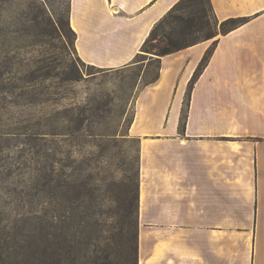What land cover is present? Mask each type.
Returning <instances> with one entry per match:
<instances>
[{
  "label": "crops",
  "instance_id": "crops-1",
  "mask_svg": "<svg viewBox=\"0 0 264 264\" xmlns=\"http://www.w3.org/2000/svg\"><path fill=\"white\" fill-rule=\"evenodd\" d=\"M179 0H69L68 24L85 64L134 61ZM219 21L246 22L160 58L136 101L140 140L138 264H264V0H210ZM183 117V118H182Z\"/></svg>",
  "mask_w": 264,
  "mask_h": 264
},
{
  "label": "rangeland",
  "instance_id": "rangeland-1",
  "mask_svg": "<svg viewBox=\"0 0 264 264\" xmlns=\"http://www.w3.org/2000/svg\"><path fill=\"white\" fill-rule=\"evenodd\" d=\"M68 11L69 0H0V258L32 257L33 237L59 226L64 264H136L132 230L119 233L137 216L128 197L141 145L130 128L160 57L87 65Z\"/></svg>",
  "mask_w": 264,
  "mask_h": 264
},
{
  "label": "trees",
  "instance_id": "trees-1",
  "mask_svg": "<svg viewBox=\"0 0 264 264\" xmlns=\"http://www.w3.org/2000/svg\"><path fill=\"white\" fill-rule=\"evenodd\" d=\"M245 22V18H229L224 21H219L213 12L210 0H179L154 25L140 50L146 54H151L153 52L158 58H161L197 43L213 40L211 47L203 56L188 83V91L186 94V102H188L191 89L206 67L214 47L219 40V36L228 34ZM67 27L75 39V34L71 31L69 24ZM138 56L139 55H136V57ZM142 57L146 56L142 55ZM156 61L159 63V59H156ZM137 189L138 185L128 197V203L131 201L133 207L136 208L135 211H137V216L135 219H128L127 222L124 216V222H122V226L119 230V233H123L125 227V232L130 229L132 230V248L134 254H136V264H138V231L136 227L139 208ZM54 229V232L49 236L48 240H46L47 238L44 236L41 237V235L33 237L34 254L32 257L25 255V258H22V262L20 260L14 261V263L10 262V264H64V255L62 254V232L59 226H56ZM9 257L10 256L7 255L5 259L0 258V263L8 264ZM72 261H74V259Z\"/></svg>",
  "mask_w": 264,
  "mask_h": 264
}]
</instances>
